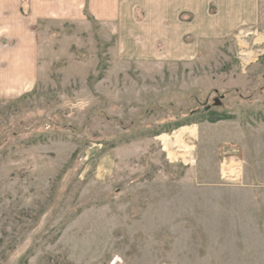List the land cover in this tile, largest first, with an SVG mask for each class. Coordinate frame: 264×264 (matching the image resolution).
I'll return each mask as SVG.
<instances>
[{"label": "rangeland", "instance_id": "1", "mask_svg": "<svg viewBox=\"0 0 264 264\" xmlns=\"http://www.w3.org/2000/svg\"><path fill=\"white\" fill-rule=\"evenodd\" d=\"M91 23L0 96V264H264V24L154 61Z\"/></svg>", "mask_w": 264, "mask_h": 264}, {"label": "crops", "instance_id": "2", "mask_svg": "<svg viewBox=\"0 0 264 264\" xmlns=\"http://www.w3.org/2000/svg\"><path fill=\"white\" fill-rule=\"evenodd\" d=\"M91 22L123 34L120 44L138 59L186 61L202 43L264 24V6L261 0H0V96L25 92L36 80L38 33L67 25L78 32Z\"/></svg>", "mask_w": 264, "mask_h": 264}, {"label": "bare ground", "instance_id": "3", "mask_svg": "<svg viewBox=\"0 0 264 264\" xmlns=\"http://www.w3.org/2000/svg\"><path fill=\"white\" fill-rule=\"evenodd\" d=\"M189 133L191 136L196 135L195 128H183L175 131L172 136L168 134H163L160 136L162 143L164 145V149L168 152H177L178 147L180 148V152H178L179 157L183 159L185 162L194 163L195 159L193 157V147L185 144L183 142L184 139L182 137L184 134ZM237 162V161H236ZM235 162V163H236ZM232 164V163H231Z\"/></svg>", "mask_w": 264, "mask_h": 264}, {"label": "built area", "instance_id": "4", "mask_svg": "<svg viewBox=\"0 0 264 264\" xmlns=\"http://www.w3.org/2000/svg\"><path fill=\"white\" fill-rule=\"evenodd\" d=\"M258 28L256 26H247L244 28H241L240 30H238L237 32V40L240 41H244V38L247 37H251V36H257L258 34ZM239 51H238V58H240V61L243 64H248L252 61V59L254 58V49L248 48V44L247 46H242L239 45ZM258 56V55H257Z\"/></svg>", "mask_w": 264, "mask_h": 264}]
</instances>
